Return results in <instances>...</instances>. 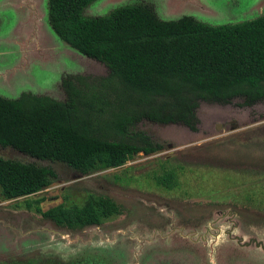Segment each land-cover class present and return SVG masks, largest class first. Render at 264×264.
Segmentation results:
<instances>
[{"label":"rangeland","instance_id":"obj_1","mask_svg":"<svg viewBox=\"0 0 264 264\" xmlns=\"http://www.w3.org/2000/svg\"><path fill=\"white\" fill-rule=\"evenodd\" d=\"M145 2L159 18L190 15L212 25L264 12V0H94L82 14ZM67 73L99 76L107 68L52 30L48 0H0V96L29 91L61 99ZM241 102L201 100L195 129L142 121L137 127L161 149L86 175L0 146L4 158L56 173L35 194L0 197V264H264V99ZM168 171L175 173L172 188L156 183ZM99 196L120 211L98 224L69 228L35 210Z\"/></svg>","mask_w":264,"mask_h":264},{"label":"trees","instance_id":"obj_2","mask_svg":"<svg viewBox=\"0 0 264 264\" xmlns=\"http://www.w3.org/2000/svg\"><path fill=\"white\" fill-rule=\"evenodd\" d=\"M93 1L48 0V20L59 37L101 62L107 73L64 74L61 99L29 91L0 96L1 147L86 175L161 149L137 127L142 121L195 129L201 100L226 103L241 97L243 105H251L264 99V12L212 25L190 15L159 18L145 2L84 16ZM55 177L50 166L0 155V191L7 200L35 194ZM156 183L172 188L175 173L164 172ZM35 210L69 228L98 224L120 211L105 196Z\"/></svg>","mask_w":264,"mask_h":264},{"label":"crops","instance_id":"obj_3","mask_svg":"<svg viewBox=\"0 0 264 264\" xmlns=\"http://www.w3.org/2000/svg\"><path fill=\"white\" fill-rule=\"evenodd\" d=\"M0 197L3 198L2 194H1V191H0ZM3 199H4V200H7V199H5V198H3Z\"/></svg>","mask_w":264,"mask_h":264}]
</instances>
